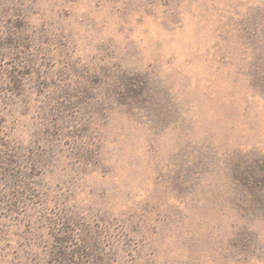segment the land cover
Here are the masks:
<instances>
[{
	"label": "rangeland",
	"instance_id": "374dc122",
	"mask_svg": "<svg viewBox=\"0 0 264 264\" xmlns=\"http://www.w3.org/2000/svg\"><path fill=\"white\" fill-rule=\"evenodd\" d=\"M0 264H264V0H0Z\"/></svg>",
	"mask_w": 264,
	"mask_h": 264
}]
</instances>
